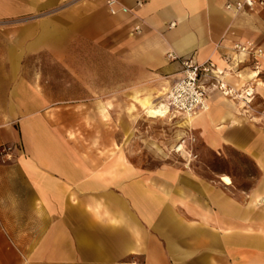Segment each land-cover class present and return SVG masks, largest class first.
<instances>
[{
  "label": "crops",
  "instance_id": "obj_1",
  "mask_svg": "<svg viewBox=\"0 0 264 264\" xmlns=\"http://www.w3.org/2000/svg\"><path fill=\"white\" fill-rule=\"evenodd\" d=\"M137 1L121 0L133 11L113 15L105 0H0V264H264V123L250 119L264 109V71L256 76L233 51L245 40L264 48V9H227L236 0ZM89 46L163 85L132 95L122 86L136 117H123L109 138L117 129L132 134L129 124L150 116L148 101L167 103L157 98L180 76L170 52L213 59L219 79L238 91L255 85L247 112L204 80L210 109L185 119L183 130L196 135L199 155L232 148L249 157L261 173L253 186L227 184L195 163L147 166L91 144L86 116L54 98L61 86L34 83L25 66L33 55L64 61ZM111 104L104 100L100 119L110 129ZM3 145L12 158L2 157Z\"/></svg>",
  "mask_w": 264,
  "mask_h": 264
},
{
  "label": "rangeland",
  "instance_id": "obj_2",
  "mask_svg": "<svg viewBox=\"0 0 264 264\" xmlns=\"http://www.w3.org/2000/svg\"><path fill=\"white\" fill-rule=\"evenodd\" d=\"M25 63L27 68L32 69V76L27 78L34 83L61 86L63 90L54 92V98L62 96L67 104L76 105L75 111L86 116L87 124L96 133V138L91 140V144L97 149L103 150L112 146L114 150H125L132 160L147 166L165 162L184 165V158L174 152L175 144L183 135L186 119L183 115L170 110L164 116L150 117L142 112L136 122L129 124L132 134L120 135L118 130L123 117L125 119L127 116L129 121H134L136 117L127 108L134 99L131 95L135 94L136 89H142L140 91L144 94L155 87L162 89V81H157L153 74L130 68L102 50L91 49V46L78 53L74 59L56 61L49 54H40L33 55ZM126 83L133 90L128 92L131 94L129 96L125 91H121V87ZM160 99L166 101V94L157 98ZM89 100L95 101V104L91 107L83 106ZM104 100L112 101V117L117 122L114 124L113 120L111 121L112 129L100 122V119L104 118ZM135 112L134 114L138 113L137 109ZM116 127L117 132L109 138V131ZM193 163L200 165L205 175H222L221 179L225 183L231 184L234 181L240 189H249L261 175L249 157L232 148L225 149L222 154L203 149Z\"/></svg>",
  "mask_w": 264,
  "mask_h": 264
},
{
  "label": "built area",
  "instance_id": "obj_3",
  "mask_svg": "<svg viewBox=\"0 0 264 264\" xmlns=\"http://www.w3.org/2000/svg\"><path fill=\"white\" fill-rule=\"evenodd\" d=\"M109 12L113 15L123 12L131 13L133 10L124 5L121 0H105ZM143 1L138 0L137 5L141 6ZM227 9L241 13L243 11H255L264 9V0H236L226 5ZM175 22L171 23V26ZM142 26L139 23L134 25L133 32L141 33ZM233 51L236 56H247L252 62L256 76L264 71V48L254 41H236L233 45ZM168 57L171 60L179 61L180 76L170 87L166 100L172 112L183 115L186 119L190 116H197L210 109L208 101V91L204 80L214 79L215 87L220 88L225 94L230 95L243 102V109L247 112L253 109L254 97L256 95L255 85H248L241 91H238L218 77V68L216 62L209 58L202 63L195 60L193 56H180L170 52ZM251 120L264 123V109L257 111L255 116H250ZM197 138L193 132L181 136L174 146V152L184 158V165L191 167L192 163L198 159L199 154L193 149ZM13 147L3 145L1 155L3 158H12Z\"/></svg>",
  "mask_w": 264,
  "mask_h": 264
},
{
  "label": "bare ground",
  "instance_id": "obj_4",
  "mask_svg": "<svg viewBox=\"0 0 264 264\" xmlns=\"http://www.w3.org/2000/svg\"><path fill=\"white\" fill-rule=\"evenodd\" d=\"M147 102V101H146ZM149 107H148V113L152 117H158V116H164L166 113H168L171 109L168 105V102H160L159 104H152L150 101L147 102ZM145 105V104H144ZM148 115V114H147ZM194 116H190L188 118L192 119Z\"/></svg>",
  "mask_w": 264,
  "mask_h": 264
}]
</instances>
